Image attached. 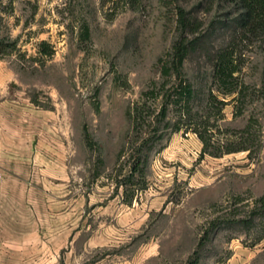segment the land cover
Listing matches in <instances>:
<instances>
[{"label": "rangeland", "instance_id": "obj_1", "mask_svg": "<svg viewBox=\"0 0 264 264\" xmlns=\"http://www.w3.org/2000/svg\"><path fill=\"white\" fill-rule=\"evenodd\" d=\"M199 2L1 0L0 39L16 46L0 51V264H264V34L234 42L247 95L213 125L224 147L249 150L201 156L181 129L149 150L145 182L116 189L127 110L160 82L177 6L201 20L190 39L211 52L228 41L236 9ZM184 71L213 120L203 49Z\"/></svg>", "mask_w": 264, "mask_h": 264}, {"label": "trees", "instance_id": "obj_2", "mask_svg": "<svg viewBox=\"0 0 264 264\" xmlns=\"http://www.w3.org/2000/svg\"><path fill=\"white\" fill-rule=\"evenodd\" d=\"M215 1L200 0L199 6L205 4L206 9L209 10ZM224 2L232 5L237 13L231 21L225 22V27L229 28L228 41L212 52L208 48V39L189 38L199 31L201 20L192 10L177 6L175 15L179 33L171 48L158 58L160 82H153V87L145 92V100L134 102L127 110L130 134L118 153L120 173L123 168L121 158L128 153L127 158L130 161L123 178H116V189L134 184L132 180L134 175H137L140 182H145L149 150L166 135L181 129L184 132L191 130L197 134L203 143L201 156L205 154L221 156L236 150H249L246 144L238 148L224 147V144L218 141L213 125H218L217 121L223 118L222 111L228 102L227 98L232 96L231 100L242 101L247 95L248 84L238 78L240 64L236 62L234 42L239 37L249 38L264 34V0H224ZM216 30L217 28L213 27L208 37H211ZM85 33L88 35L87 27ZM44 43L42 42L43 45ZM15 46V40L0 39V51H6V47L12 50ZM198 48L205 51L211 65V81L215 90L210 89L207 101L216 108L217 116L213 120L208 114L194 110L192 101L195 90L184 71V63L188 55ZM43 51L47 54L51 53L48 48H43ZM261 92L264 95V86ZM150 98L154 103L148 104ZM248 127L249 125L242 131H247ZM241 138L245 137L241 136ZM144 187L142 186L141 189ZM127 190L125 188V191ZM133 194L134 192L130 194L128 202L131 201ZM260 201L264 205V199L260 198Z\"/></svg>", "mask_w": 264, "mask_h": 264}]
</instances>
